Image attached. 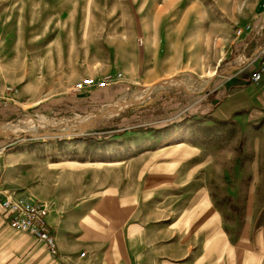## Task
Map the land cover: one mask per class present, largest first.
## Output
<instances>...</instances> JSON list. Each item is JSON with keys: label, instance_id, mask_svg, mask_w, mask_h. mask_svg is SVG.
Wrapping results in <instances>:
<instances>
[{"label": "crops", "instance_id": "0c3cea01", "mask_svg": "<svg viewBox=\"0 0 264 264\" xmlns=\"http://www.w3.org/2000/svg\"><path fill=\"white\" fill-rule=\"evenodd\" d=\"M59 1L55 0L57 4L52 6L62 7L71 2ZM258 5L259 9H264V0H260ZM166 7L169 8V4ZM161 10L164 8L142 20L147 46L149 41L152 45H160L164 27L161 24L169 17L160 13ZM222 20L224 18H216L213 23ZM220 27L223 34L224 24ZM237 28L228 49L230 65L226 66L227 70L221 66V72L227 75L221 76L217 87L223 90L221 96L211 101L214 106L209 108L208 100H203V96L187 102L181 109L168 106L169 113L162 119L171 125L168 130L157 133L155 142L123 141L133 132L128 127L94 130L91 138L95 140L97 134H102L109 143L102 146L90 143L86 158L65 159L51 158L53 151L58 152L55 156L61 153V149L54 145L47 144L42 148L20 140L13 141L14 133L9 137L0 132V148L8 146L0 154V204L7 198L17 200L26 197L47 205V221L52 226L59 248L58 255H53L44 241L37 240L29 232L14 229L9 224L11 213L3 211L0 205V264H254L260 261L264 264V222L261 226L255 223L257 214L258 219L264 218V82L256 84L247 75L234 77L237 71L232 73L247 68L255 54L259 43L256 38L264 29V11L257 14L253 10L248 20ZM25 31H10L8 34L13 36H8L9 41L1 40L5 36L0 37V124L11 115H17L21 104H37L46 99L38 97L43 87L72 88L89 74L88 69L79 65L65 68L63 57L28 58L31 53L52 55L54 52L50 47L32 46L31 42L26 44L23 41ZM261 39L264 40V36ZM58 52L56 54L60 55ZM76 53L71 48V55ZM74 60L75 57L69 59L70 65L77 63ZM44 67L58 72L54 80L32 79L33 72ZM7 87L16 88V92H7ZM110 87L94 89L93 93L106 95L113 86ZM253 87L256 89L250 90ZM90 91L92 88L82 92L83 95L62 92L55 96V104L88 111L96 105L95 99L89 96ZM168 103L176 105L177 100L170 99ZM226 122L234 129L235 137L218 142L215 148L209 149L221 150L224 154L232 150L236 154L225 157L222 162L215 158V164L207 159L200 165L204 167L201 177L203 182H207L213 165L231 166L234 172L226 174L222 180L224 182V177L227 178L224 183L230 184L231 192L222 197L232 200L238 198L241 185L247 184V223L242 239L237 226L226 224L227 213L213 201L214 195L208 183L201 186L203 207L198 213V221L195 214L199 207L185 209L179 213L181 216L177 221L172 207L164 212L157 208L144 209L139 202L144 195V169L151 168L146 183L151 186L152 201L159 199L160 190L172 193V197L175 189L171 185L176 178V167L184 165L189 152L196 149L182 139L178 140V131L182 129V134H186L185 129L191 124L211 127ZM182 123L185 125L177 126ZM241 135L248 140V145L243 147L248 152L246 164H242L239 158ZM167 139L173 143L165 145L160 142ZM202 147L208 149L207 146ZM181 150L187 153V157L177 161L175 154ZM113 163L134 165L139 168V174L115 178L109 174H97L99 169L108 168ZM166 178L169 180L166 188L165 185L160 188L159 182ZM119 179L125 183L130 181L132 185L120 187L117 185ZM146 215L148 217L145 218ZM234 230L235 238L232 235ZM194 247L199 248L198 254L191 253Z\"/></svg>", "mask_w": 264, "mask_h": 264}, {"label": "rangeland", "instance_id": "374dc122", "mask_svg": "<svg viewBox=\"0 0 264 264\" xmlns=\"http://www.w3.org/2000/svg\"><path fill=\"white\" fill-rule=\"evenodd\" d=\"M66 1H73L69 4L75 5L65 3L62 7H54L52 5L57 4L55 0H0V37L5 36L1 40L9 41L8 36H13L12 33L8 34L10 31L18 32L25 29V38L22 40L26 41V44L31 42L32 46L50 47L54 52L52 55L31 53L27 55L28 58L38 60L45 57L51 59L63 57L65 68L79 65L88 69L89 74L84 78L91 75L102 79L118 72L123 74L122 79H114L109 85L113 87L112 90L106 91V95H101L105 94L103 92L93 93V90L98 88H92L89 96L95 99L96 105L88 111L55 104V96L62 92L83 95L82 92L90 89L76 92L73 87L46 86L38 95L46 99L37 104H21L17 115H11L0 124L1 127L19 129V132L14 133L13 141L20 140L23 141L22 143L42 148L47 144L54 145L61 149V153L55 156L58 152L53 151L51 158L65 159L80 156L86 158L90 143L101 146L109 143L102 134H97L95 140L91 138L94 130L128 127L133 132L123 141L155 142L157 133L168 130L171 125L162 119L169 113L168 106H171L170 109L173 106H176V110L178 107L181 109L188 104L187 102H193L194 98L203 96L202 99L208 100L209 108H212L214 103L211 105V101L222 94L223 88L217 86L222 80L221 76L227 75L221 72V66L223 65L227 70L226 66L230 65L227 61L230 59L228 49L236 35L235 29L248 20L253 10H256L257 14L258 11L261 13L264 11L263 7L259 9L260 0H65L64 2ZM45 4L47 6H44ZM168 4L169 8L166 7ZM160 8H164L160 13L169 15L161 24L164 27L160 45H152V41H149L150 44L147 46L142 20L157 14ZM57 10L61 12L57 13ZM216 18L218 20L224 18V20L213 23ZM222 23L225 27L223 34L220 27ZM262 35L264 36V29L256 38V42L259 43L255 54L264 42L261 39ZM71 48L77 51L75 55H71ZM71 57H75L74 61L77 63L70 65ZM236 71L234 77L240 74L250 77L249 67L234 70L232 73ZM57 73L44 67L43 70L33 72L32 79L50 82ZM164 81L169 82L162 84ZM255 89L253 87L250 90ZM170 99H176V105L173 103L170 105L168 103ZM124 101L130 104L110 114L109 118L102 119V115L112 105ZM95 117L100 118L99 122L89 127L87 122ZM82 119L85 120L84 123H81ZM182 125L185 124L177 126L182 127ZM187 129H185L186 134H182L184 131L182 129L178 131L180 134L178 140L182 139V142L196 149L189 152V159L184 165L176 167V178L172 180L174 184L171 185L175 189L174 196L171 197L172 193L160 190L159 199L152 201V193L149 191L151 186L147 185L150 178L148 170L151 168H146L142 173L144 195L139 202L144 209L157 208L160 212H164L168 207L174 208L177 214L176 221L181 216L179 213L184 212L185 209L199 207L195 214V219L198 221V213L203 207L201 186L208 183L214 195L213 201L227 213L226 224L229 227L233 224L234 228L237 226L242 239V232L247 223V184L241 185L237 199L223 198V195L231 192L230 184L224 183L227 178L224 177V182L222 181L223 176L232 174L233 168L222 166V163L219 166L213 165L209 167L211 172L207 182H203L201 175L204 167L200 166L207 159L215 164V158H219L218 160L222 162L225 157L235 155L236 152L232 150L224 154L225 152L221 150L212 151L209 147L215 148L218 142L228 141L235 137L236 133L233 134L234 129L227 122L211 127L191 124ZM68 130L69 132H66ZM2 134L12 137L9 134L13 133ZM242 136L239 140L241 143L239 158L242 164H246L248 152H245L243 147L248 145L246 144L248 140L247 137L243 139ZM152 139L154 141H151ZM160 142L168 145L167 143H173V140ZM202 145L207 146L208 149H203ZM182 152L183 150L176 152L177 161L187 157V153ZM217 168L218 174L215 172ZM160 169L162 172L165 171L163 168ZM137 170L139 168L134 165L113 163L108 168L99 169L97 174H109L114 178L121 175L133 177L139 174ZM166 179L159 182L160 188L163 185L166 188V183L169 182L168 178ZM128 184L132 185L130 181L125 183L120 179L117 182L120 187L129 186ZM258 216L257 214L255 217V223L261 226L264 218L261 216L258 219ZM160 217L163 218L162 215ZM253 232L252 230L251 233ZM232 235L235 238L236 230ZM192 249V254L199 253V248ZM254 264H263V262H254Z\"/></svg>", "mask_w": 264, "mask_h": 264}, {"label": "built area", "instance_id": "2783aa9c", "mask_svg": "<svg viewBox=\"0 0 264 264\" xmlns=\"http://www.w3.org/2000/svg\"><path fill=\"white\" fill-rule=\"evenodd\" d=\"M241 33V30H238ZM257 64L256 66L254 64ZM247 67L251 69L250 80L256 84L264 82V42L258 49L254 58L249 61ZM123 74L118 72L115 75L105 76L97 79L95 76H88L77 81L73 90L85 91L91 88H106L114 79H122ZM7 92H16V88L7 87ZM6 148H0V154L5 152ZM1 208L5 212H10L9 224L17 231L29 232L37 240L44 241L51 254L58 255L59 248L57 239L53 233L52 226L47 221L49 209L44 203L31 198H19L17 200L4 199L1 201ZM143 264V263H138Z\"/></svg>", "mask_w": 264, "mask_h": 264}, {"label": "bare ground", "instance_id": "6f19581e", "mask_svg": "<svg viewBox=\"0 0 264 264\" xmlns=\"http://www.w3.org/2000/svg\"><path fill=\"white\" fill-rule=\"evenodd\" d=\"M169 80V79H168ZM170 81V80H169ZM169 81H164V82H162V84H164V83H167V82H169ZM174 81V80H173ZM161 84V85H162ZM123 101V100H122ZM130 103L129 102H127V101H124V102H119V103H116L115 105H112L109 109H108V111L104 114V115H102V119H104V118H107L110 114H112V113H115V112H117V111H119V110H121V109H123V108H125L127 105H129ZM84 118V117H83ZM109 118V117H108ZM99 120H100V118H98V117H95V119H93V120H90V121H88L87 122V125L89 126V127H93V126H95V125H97L96 123H98L99 122ZM81 121V123H84L83 121H85V120H80ZM41 122V121H40ZM101 122V121H100ZM41 123H44V121L43 122H41ZM73 131V130H72ZM71 131V132H72ZM0 132H2V133H4V134H9V133H17V132H19V129L18 128H10V127H7V126H3V127H0ZM66 132H69V130L68 131H66ZM1 133V134H2ZM3 135V134H2Z\"/></svg>", "mask_w": 264, "mask_h": 264}]
</instances>
